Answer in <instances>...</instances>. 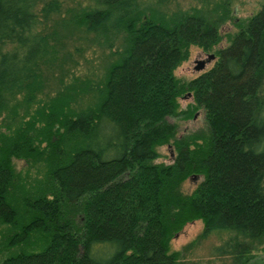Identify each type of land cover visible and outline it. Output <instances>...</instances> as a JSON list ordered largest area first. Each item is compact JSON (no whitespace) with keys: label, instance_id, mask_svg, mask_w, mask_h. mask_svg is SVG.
Masks as SVG:
<instances>
[{"label":"trees","instance_id":"obj_1","mask_svg":"<svg viewBox=\"0 0 264 264\" xmlns=\"http://www.w3.org/2000/svg\"><path fill=\"white\" fill-rule=\"evenodd\" d=\"M143 1L90 0L58 19L62 0H0V264H187L170 240L196 219L222 264L264 251V0L216 50L232 0ZM75 32L109 49L95 80L64 81ZM193 45L216 59L182 80ZM54 67L59 88L29 111ZM198 110L206 130L169 120Z\"/></svg>","mask_w":264,"mask_h":264},{"label":"rangeland","instance_id":"obj_2","mask_svg":"<svg viewBox=\"0 0 264 264\" xmlns=\"http://www.w3.org/2000/svg\"><path fill=\"white\" fill-rule=\"evenodd\" d=\"M153 1L154 0H144L143 2L146 4L153 3ZM216 1L217 0H170L168 7L165 6L164 9L171 12L177 8L188 9L190 7H211ZM262 1L263 0L231 1L230 13L232 17L224 21L219 26L221 39L215 46L214 50L224 46L227 43V35L233 33L237 29L234 21L238 18H245L249 16L259 8ZM88 3H90V0H62L60 15H53V17L57 16V18L60 19V17L66 14V8L72 6L74 8H78L77 6L86 5ZM41 23L43 25L45 23V27H48L52 23V20H42ZM43 25H40L39 28ZM72 37L73 39L66 40V46L61 48L60 51V53L63 51L69 54L65 59H63L65 60L63 62L64 66L68 69L70 68V72L64 75V81L67 83L72 81L73 76L79 77L80 79L88 77L94 80L97 79L103 72L105 64L104 60L107 53H109V49H102L97 43L87 42L84 38H81V34L79 32H75ZM210 53H213L215 57L206 61L203 67L196 68L195 65L197 64V60L206 59L207 55ZM215 59L216 53L213 50L204 51L200 47L193 45L190 47L188 58L183 60L175 68L174 72L180 79L188 80L212 66ZM49 71H46V69L44 70V74H46L44 82L45 85L43 86L41 92L37 94L36 100L29 105V111L35 109L39 103L46 100L48 96L51 97L54 95L56 90L59 88L58 76L60 69L58 67H54V69H51V72ZM189 101H191V96L188 95V93L179 97L180 106L183 108L186 107ZM169 120L177 122L179 134L190 131L206 130L207 128L203 113L200 110L197 111L193 118L177 119L175 117H169ZM158 150L160 152V156L156 159L157 161H164L166 163L172 161L174 151L170 145H161L158 147ZM22 164H24L22 160L17 161V167H20ZM199 179L200 177L195 176V174H190L182 183V190L190 192L195 187ZM202 229L203 221L200 219L186 222L183 227L171 238L170 249L180 251V258L186 261L187 264H222V259L217 257L214 253V248L219 241L211 236H201L200 233ZM226 261L227 260H224V263ZM250 264H264V251H257Z\"/></svg>","mask_w":264,"mask_h":264},{"label":"water","instance_id":"obj_3","mask_svg":"<svg viewBox=\"0 0 264 264\" xmlns=\"http://www.w3.org/2000/svg\"><path fill=\"white\" fill-rule=\"evenodd\" d=\"M214 57H215V55L213 53H210V54L207 55L206 59L197 60V64L195 65L196 68L203 67V65L205 64L206 61H208V60H210V59H212Z\"/></svg>","mask_w":264,"mask_h":264}]
</instances>
